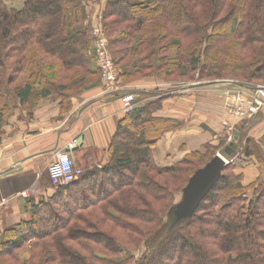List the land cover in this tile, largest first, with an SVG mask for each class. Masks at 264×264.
<instances>
[{
  "label": "trees",
  "instance_id": "1",
  "mask_svg": "<svg viewBox=\"0 0 264 264\" xmlns=\"http://www.w3.org/2000/svg\"><path fill=\"white\" fill-rule=\"evenodd\" d=\"M12 1L0 0V75L18 85L13 92L0 84V134L17 100L24 104L32 94L48 96L56 89L67 97L62 86L56 88L62 69L98 72L87 0H24L18 8ZM103 5L100 16L104 22L114 18L118 34L111 44L116 64L123 66L119 77L128 67L150 69L143 65L146 55L137 64L147 53L160 56L158 71L173 65L198 70L201 78L264 83V0H105ZM39 45L50 63H38ZM171 50L175 57L167 55ZM161 107L158 97L126 112L108 148V163L57 185L47 200H27L31 218L0 230V264L18 263L27 243L30 259L22 264H129L139 246H144L139 264H264V180L245 185L236 172L253 155L245 123L239 125L240 152L229 158L219 182L191 218L176 221L175 195L225 140L173 165H157V137L148 131L163 120L151 114ZM39 178L46 187L51 183L46 173Z\"/></svg>",
  "mask_w": 264,
  "mask_h": 264
},
{
  "label": "crops",
  "instance_id": "2",
  "mask_svg": "<svg viewBox=\"0 0 264 264\" xmlns=\"http://www.w3.org/2000/svg\"><path fill=\"white\" fill-rule=\"evenodd\" d=\"M141 87L154 88L153 84L143 82ZM205 90L200 91L199 95L194 91L169 93L163 100V106L155 112L154 117L179 123L177 129L167 132L154 146L153 158L157 165H173L192 152L204 151L206 145L219 144L218 138L224 129L222 121L228 116L220 98L212 101L213 95L210 94L214 92ZM108 93L100 84L80 97H72L71 109L63 111V114L58 103L40 102L29 112L33 119H29L19 106L15 108L3 126L7 140L0 145V182H8V185L5 190L0 189V197H17L0 207V230L29 220L31 214L26 208L27 200L33 198L36 203L47 200L57 187L51 182L30 195L33 185L23 184L25 187L19 189L14 187L17 185H12L16 173L22 172L25 176L36 174L35 180L43 173L48 175V165L58 152L70 154L82 169L100 168L109 162L108 148L126 112L123 111L126 104L120 96ZM214 95L217 99V95ZM78 99L81 102H77ZM260 117L263 118L260 120ZM252 120L254 126L250 137L264 156V111ZM226 146L227 143L221 147L223 152ZM239 152L238 147L236 155ZM224 157L230 158L225 154ZM254 157L251 156V162L246 167L236 169V172L243 174L245 185L264 178V159ZM24 191L29 197L18 195Z\"/></svg>",
  "mask_w": 264,
  "mask_h": 264
},
{
  "label": "rangeland",
  "instance_id": "3",
  "mask_svg": "<svg viewBox=\"0 0 264 264\" xmlns=\"http://www.w3.org/2000/svg\"><path fill=\"white\" fill-rule=\"evenodd\" d=\"M201 1V0H198ZM24 3V0H14L12 2H10L11 6L14 7H21ZM105 3V0H87L86 1V9L88 11L89 17L87 18L86 22L87 24H90L91 27V38H92V48H93V53H94V57H96V52H95V44H96V36H95V32L96 30L100 31L101 33H103V35H105V39L107 42V47H106V51L108 52L111 61L116 69V72L118 73V71H121V69H123V66L120 64H116L115 62V53H114V47L111 44V38H115L117 37V31L115 32L114 29V18L108 19L104 22L103 17L100 16V11L102 8V5ZM104 6V5H103ZM196 10L198 11L199 8ZM232 19H228V21L226 22L227 26H229L231 24ZM89 22V23H88ZM78 26H81V24H77ZM64 28L66 29V26H64ZM98 38V36H97ZM36 45L33 43V46ZM39 50L40 52L36 53L35 58H40L38 63L42 64L43 61L50 63L52 60L48 58V56H46L45 52H43L42 49V45H39ZM145 55L149 57V59L145 60L143 62V65H152L150 69H146L143 68L142 71H137V67L134 69L132 67H128V72L124 77H119L117 76L115 81L109 83V86L105 87V83L103 81V71L102 69L98 68V72L96 73H88L87 70L84 67H78L76 69H62L61 70V74H60V80H56V88H60L59 86H62L63 88H61L62 90H64V92L67 94V97L63 94L60 93L58 89H56V92L51 91V93L48 96H38L36 94H32V97L30 98V100L26 103H21L19 102V100H17V105L26 112V114L28 115L29 119H33V117L30 116V111H32L40 102H52V103H58L61 107L60 109V113L63 114V111H68L71 109V102H69V97H80L82 96L85 92L93 89V88H97L98 86L103 85L104 90L108 91L109 95H118L121 97V95H133V99L130 102L131 104L128 105V108L132 107V109L138 105H145L146 103H148L151 100L154 99H158V97L160 99H162V103L163 100H165L168 96L167 94L175 92L174 94H178L181 92H185V93H189L188 91H194L197 95H199L200 91L202 90H208L214 92V94L217 95V99L214 97V94H210L211 96L213 95L212 101H218L219 98L221 100L222 103V98L221 95L218 91L214 90L213 88V84L216 83L217 81H224V80H234L231 79L233 78V76H222L220 78H201L198 70H192V69H186L182 68H176L172 65V68L169 69L168 67L165 68H161L157 69V65H158V61L160 59V56L157 57L155 55H153V57L151 58V54H147L145 53L144 55L139 56L140 58L137 61V64L139 65V61L142 58H145ZM167 55H170L171 57H175V55H177L175 50H171V52L167 53ZM158 59V60H157ZM12 61L14 62L13 59L9 58L8 61L6 62V64H8L10 67L8 69L9 74L12 73ZM41 62V63H40ZM51 65L53 66V63H51ZM97 65V64H96ZM186 65L188 67L189 64L186 63ZM45 67L47 68V66L45 65ZM184 67L185 64H184ZM140 69V68H139ZM169 69V70H168ZM172 70L171 75H169L168 73ZM50 74L54 73V69L49 70ZM184 73H186V75H184ZM234 78H238V77H234ZM238 79H242V78H238ZM150 83L153 84L154 88H143L141 87V83ZM244 83V82H242ZM251 84H261L264 85L263 82L258 81V82H248ZM0 84L4 85L5 89L9 90V91H13L16 88V86L18 85V82L13 81L11 82V84L9 83L8 80V76L7 74L5 75H0ZM111 89H109V88ZM205 90V91H206ZM211 92V93H212ZM154 95H153V94ZM203 94H207V93H203ZM209 95V93H208ZM155 96V97H153ZM201 96V95H200ZM199 96V97H200ZM11 97L15 98L14 95H12ZM66 97V98H65ZM7 98V96H4L3 100H5ZM16 99V98H15ZM77 102H81V99H78ZM159 102V100H158ZM19 103V104H18ZM223 105V104H222ZM163 106V104H162ZM15 111V109H9L8 113L5 114V121L8 120L11 116V114ZM124 112L126 111V108L123 110ZM128 112V111H127ZM156 112V111H155ZM154 113L151 112V114ZM67 113V112H66ZM126 113V112H125ZM259 118V116L257 117V119ZM263 117H260V120ZM163 120L158 119V123H155L154 125H151V129L148 131V135L150 136V138L153 137H157L156 138V142L154 144L157 145L158 141H160V139L165 136V134L167 132L173 131L175 129L178 128L177 127H173L172 123L165 121L164 118H162ZM5 124V122H4ZM254 122L249 121L248 123H245V130L247 131V137H250L251 134V130L253 129V125ZM172 127V128H169ZM169 128V129H168ZM240 127H238L236 130L238 131L237 134H239L240 131ZM222 133L221 136L218 138L220 139H224L225 140V144L227 143V145L229 144L228 138L229 135L227 133L226 130H224L222 128ZM163 132V133H162ZM235 136V135H234ZM11 137H8V139ZM251 138V144L250 147L253 150V155L255 156V159H260L263 160L264 156H263V151H259L258 146L256 144V142ZM7 140V135H5L4 131L3 133L0 134V145L4 144V141ZM236 144L238 142V139H235V137L233 138V141ZM231 143V142H230ZM244 141H243V145L244 146ZM153 146V148H154ZM238 146V147H239ZM237 147V149H238ZM239 149H241V147H239ZM213 157L217 154H220L222 156H224V152H223V148H216L213 149ZM212 157V158H213ZM211 158V157H210ZM229 160V158H226ZM240 163V162H239ZM247 165H245L246 167ZM84 170V169H83ZM237 170H240V167L237 168ZM36 175V174H35ZM34 174H29L28 176L24 175L22 172H18L15 174V178L12 182V185H17L14 187L19 188H23L25 187L26 184L27 185H33V188L29 191L30 195L31 194H35L36 191H38L39 189H42V187L44 186L42 180L43 178H39L37 180H35V176ZM41 176V175H40ZM41 179V180H40ZM264 180V178L262 179ZM10 181V180H9ZM243 183H244V179H243ZM10 184V182H9ZM8 185V182H0V189L1 190H5L6 186ZM30 186V187H31ZM2 193H4V191H2ZM5 194V193H4ZM3 195V194H2ZM249 196H251L248 193ZM4 197H8V195H3L0 197V201L2 198ZM11 197V196H10ZM182 198V190L175 195V200H174V206L181 200ZM8 204V203H7ZM78 241V240H77ZM76 244V242H75ZM30 243H27L26 246L23 248V250H21L18 254V263L16 262L15 264H22L23 262H26V260L30 259V253L28 252L30 249ZM27 249V251H25ZM144 250V246H139L136 251L134 252V258L132 261L129 262V264H139V260L141 258L142 255V251ZM85 255V254H82ZM54 264H63V262L61 261H57ZM64 264H72L69 262H65ZM128 264V263H127Z\"/></svg>",
  "mask_w": 264,
  "mask_h": 264
},
{
  "label": "built area",
  "instance_id": "4",
  "mask_svg": "<svg viewBox=\"0 0 264 264\" xmlns=\"http://www.w3.org/2000/svg\"><path fill=\"white\" fill-rule=\"evenodd\" d=\"M95 36L96 64L98 68L103 71V81L105 87H107L109 83L115 81L118 73L106 51L107 42L105 35L96 30ZM212 86L214 90L220 93L223 108L228 116L227 119L222 121V126L229 135L228 141L230 143L233 141L235 132L237 131L236 129L239 125L248 123L264 111V85L251 84L248 82L241 83L235 80H221L217 81ZM132 99V94L122 96V100L126 104V112L132 110V107L128 108ZM225 160L227 162L233 161V159L228 160L226 157ZM47 171L53 185L69 183L77 179L83 173V169L76 165L73 158L67 152H58L56 158L48 165ZM18 195L29 197L26 191ZM16 197L17 195L2 198L0 207L13 201Z\"/></svg>",
  "mask_w": 264,
  "mask_h": 264
},
{
  "label": "water",
  "instance_id": "5",
  "mask_svg": "<svg viewBox=\"0 0 264 264\" xmlns=\"http://www.w3.org/2000/svg\"><path fill=\"white\" fill-rule=\"evenodd\" d=\"M237 133L238 131L235 132V139H238ZM237 147L236 143H229L224 148V154L232 157L236 154ZM229 163L224 156L217 154L194 172L182 190L181 200L173 207L172 213L176 221L191 218L194 215L202 201L219 182Z\"/></svg>",
  "mask_w": 264,
  "mask_h": 264
}]
</instances>
